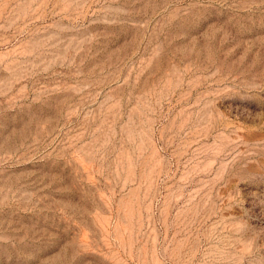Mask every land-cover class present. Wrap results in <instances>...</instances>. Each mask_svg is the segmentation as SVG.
<instances>
[{
    "label": "rangeland",
    "instance_id": "rangeland-1",
    "mask_svg": "<svg viewBox=\"0 0 264 264\" xmlns=\"http://www.w3.org/2000/svg\"><path fill=\"white\" fill-rule=\"evenodd\" d=\"M0 264H264V0H0Z\"/></svg>",
    "mask_w": 264,
    "mask_h": 264
}]
</instances>
